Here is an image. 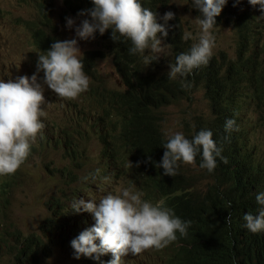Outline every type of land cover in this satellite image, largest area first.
Segmentation results:
<instances>
[{
  "label": "clouds",
  "instance_id": "obj_1",
  "mask_svg": "<svg viewBox=\"0 0 264 264\" xmlns=\"http://www.w3.org/2000/svg\"><path fill=\"white\" fill-rule=\"evenodd\" d=\"M175 1L156 2L157 12L148 8L144 0H91V7L79 12L68 10L63 2L61 14L79 18L80 23L75 24L73 17H66L65 26L72 28L75 24V35L61 40L59 34V39L53 40L46 50L39 51L33 45L37 50L35 71L0 78V176L4 175L0 191L11 180L16 190L0 197V264H30L34 253L42 256L41 264H169L177 261L181 252L193 250L197 240H203L201 233L195 235L194 242H183L188 238L185 234L191 221L176 215L163 200L145 198L134 185L121 186L95 198L108 180L110 167L112 175L117 176L119 165L114 163L107 166L106 175L99 182L101 188H91V197H87V184L80 192L72 191L75 183L68 187V180L56 166L43 167L44 173L52 171L50 178L55 183L42 184L37 172L29 180H21V170L36 151L37 141L43 142L45 148L62 150L66 162L62 168L71 166L68 156L78 149L61 124L68 117L52 119L44 112V85L54 91L47 99L56 98L71 115L87 97L100 100L105 90L121 86L118 67L105 50L109 40L97 34L106 29L114 41L126 38L129 54L144 56L147 67L157 66L148 74L166 80L160 88L164 99L154 100L163 106L160 116L163 114V118L168 109H177L185 117L182 125H194L191 131L184 125V131H176L164 125V120L159 123L157 135L151 132L160 142L152 156L156 176L170 178L181 169L197 180L203 177L206 191L214 179L205 171L214 170L217 161L224 159L228 146H258L264 130L259 127L257 103L248 99L247 93L249 98H256L258 60H264V0H182L199 27L195 38ZM226 25L233 29L223 39L230 41V45L213 50V30ZM169 32L183 37L187 44L184 49H173L167 41ZM26 36L31 41V36ZM77 38H95L104 43L100 49L81 52ZM253 53L262 57L259 59ZM107 60L114 73L112 79L117 78L118 84L111 85L109 79L102 77L99 63ZM194 69L218 70L220 74L213 77L209 86L202 83L188 91ZM199 91L202 95H198ZM74 100L80 102L71 105L69 102ZM230 110L234 113L228 118ZM209 117L218 120L217 127L197 128ZM42 135L48 137L47 142ZM128 159L135 163L132 157ZM191 168L200 174H192ZM98 172L99 169L82 179L94 181ZM233 176L235 180L254 179L238 169ZM28 189H41L48 194L25 212ZM192 197L183 206L189 203L193 211L209 213L202 227L214 225L225 232L228 224L231 227L234 244L242 247V257L231 258L230 264H242L256 255L261 259L259 264H264V191L255 195L260 206L256 212H245L242 217L229 212L225 219L222 217L224 220L213 217L214 205L203 197ZM36 218L40 219L37 229L29 230L30 221ZM5 233L13 234L12 238L5 239ZM24 248L27 251L21 255ZM110 255L112 258L108 259Z\"/></svg>",
  "mask_w": 264,
  "mask_h": 264
},
{
  "label": "trees",
  "instance_id": "obj_2",
  "mask_svg": "<svg viewBox=\"0 0 264 264\" xmlns=\"http://www.w3.org/2000/svg\"><path fill=\"white\" fill-rule=\"evenodd\" d=\"M144 1L148 8L157 12L156 2L170 0ZM63 2L68 10L76 12L91 7V0H87L86 3L83 0H63ZM29 3L32 16L26 21L29 30L27 35L31 36V42L39 51L46 50L53 40L59 39V34L55 35L56 28L52 25L51 19L54 0H30ZM108 30L106 29L103 34L98 32L97 34L109 40L106 42L105 50L113 56V63L118 67L122 84L105 90L100 100L87 97L74 108V113L64 120L66 123H61L78 146V149L68 156L72 161L71 166L56 167L68 180L67 186L70 187L77 182L83 164L84 166L88 164L85 155L97 150L99 156L96 164L99 167H94V172L97 169L99 172L94 181L86 183L89 186L101 188L99 182L106 175L107 166L114 163L122 168L128 185H134L135 188L142 190L145 198L163 200L164 205L173 208L175 214L182 219L187 215L182 207L184 201L195 195L203 197L208 204L214 205L213 217L217 219L224 220L229 212L231 215L236 214L241 217L245 212H256L260 206L255 200V195L258 191H264V136L257 147H250L246 143L228 146L222 156L224 159L217 161L214 170L205 171L211 180L214 179V183L209 185L206 191H203L205 189L202 185L203 179L197 180L195 176H189L181 169L170 178L156 176V169L152 167V156L156 154L154 149L160 147V142L153 134H158L159 123L164 119L163 114L160 116L163 106L154 100L164 99L160 88L161 84L166 85V80L155 79L148 74V70L157 66L147 67L144 56L129 54L130 45L126 42V38L120 37L118 41H114L110 38V34H107ZM182 39L181 35L173 36V33L169 32L167 41L175 51H180L187 45ZM254 55L259 59L262 57L259 53ZM258 63L259 76L254 93L256 98L248 99L256 101L259 127L264 130V60H258ZM219 74L218 70L194 69L190 73L188 91L202 83L209 86L213 77ZM202 79H206V82ZM167 105L170 106L172 103ZM99 110L101 112H97ZM121 114L123 118L119 119ZM126 124L127 126L120 131L119 129ZM98 125L101 127L100 130ZM183 125L188 128L187 131H191L194 126L189 122ZM217 126L218 120L209 117L204 123L198 124L197 128ZM93 141L95 145H91ZM128 157L135 159V163ZM56 163V160H53L52 164ZM235 169L248 172L254 179L235 180L233 176ZM84 173L92 172L84 171ZM205 173H203L204 177H206ZM72 191L80 192L79 189ZM171 192L172 197H170ZM202 231L203 240H197L193 250L181 252V257L169 264H230V259L239 255L240 246L234 244L229 224L226 232L214 225L202 227ZM189 239L193 240L188 236L183 242ZM260 260L256 255L242 264H259Z\"/></svg>",
  "mask_w": 264,
  "mask_h": 264
},
{
  "label": "rangeland",
  "instance_id": "obj_3",
  "mask_svg": "<svg viewBox=\"0 0 264 264\" xmlns=\"http://www.w3.org/2000/svg\"><path fill=\"white\" fill-rule=\"evenodd\" d=\"M53 12L51 14L52 25L56 28L55 34H61V40L66 38H72L75 35L74 26L79 24L77 21L79 18L73 15L63 16L61 14L63 0H54ZM29 1L27 0H0V67H4L6 72H10L14 75L17 74H27L35 71L36 61L35 56L37 50L33 46L32 42L26 36L28 33V28L26 26V21L31 19V8L29 7ZM175 5L178 8L180 15L187 22V28L190 33H192L193 38H195L196 33L199 31V27L196 23L195 16L190 11L186 9V6L183 4L182 0H176ZM240 10V7L237 8V11ZM3 15V16H2ZM66 17L74 18V26L72 28H67L65 26ZM232 28L229 26H224L220 30H213L214 34V47H221L226 49L230 45V41L223 40L232 32ZM78 39V46L81 49V52L84 50H95L100 49L103 46L102 41H97L95 38H90L87 40ZM222 39V40H221ZM110 62L103 61L99 63V69L101 70L102 77L107 78L111 81L112 84H118L119 81L117 78L112 79L114 76L113 70L109 64ZM151 63V62H150ZM0 78L3 76L0 73ZM46 85H44L43 95L45 98L44 103V112L49 115L52 119L58 118L63 120V118L71 116V112L66 108L58 104L56 98L47 99L48 96L53 93ZM198 95H202L201 92H198ZM72 103L71 101L69 102ZM163 119L167 127L174 129L176 131H184L182 125V120L185 117L177 109H168L165 111ZM99 152L97 150L91 151L85 155V160L88 163L79 171L78 181L71 186L73 189H79L80 191L86 186V182H90L91 179L85 181L82 179L83 176L89 174L86 172H94V167H99L98 163ZM57 160V163L51 164L53 160ZM65 158L63 156L61 149H51L45 148L44 143L37 141L36 151L34 152L31 159L26 163L22 168L21 180H29L31 176L37 172V175L41 176L42 184L44 182L55 183V179L50 178V173H44L43 167L46 165H51L52 169H55V166L62 167ZM192 174H200L195 171V169H189ZM117 176H111L108 180L105 181L102 190H98L95 194V198H99L107 192L115 191L121 186L127 187L128 184L125 182V177L123 172L120 170L119 166L116 168ZM44 173V174H43ZM99 177V176H98ZM203 179V177H202ZM2 177H0V181ZM204 185V184H202ZM90 191H88L89 193ZM48 191L41 189H28L24 210L25 212L33 206L40 198L46 196ZM40 219H32L29 223V230H36Z\"/></svg>",
  "mask_w": 264,
  "mask_h": 264
},
{
  "label": "bare ground",
  "instance_id": "obj_4",
  "mask_svg": "<svg viewBox=\"0 0 264 264\" xmlns=\"http://www.w3.org/2000/svg\"><path fill=\"white\" fill-rule=\"evenodd\" d=\"M252 55H254V53ZM0 73L3 76L4 79L15 78L16 77V75H14V74H12L10 72H6L5 68L2 67V66L0 67ZM247 98H249V95L247 96ZM71 102H72L71 105H75V104H78L80 101L79 100H74V101H71ZM233 113H234V110H230L229 111V114H228V118H231L233 116ZM98 127H99V130H100L101 127L99 125H98ZM42 138H44L46 140V142L48 141V137L42 135ZM112 171H113V169H112V167H110L108 179L111 178ZM51 172L52 171H50V173ZM157 173L158 172H156V174ZM3 176H0V177H3ZM0 183H1V181H0ZM13 183H14V180H11L6 185V187L0 191V197H3L6 193L9 194V195H11V194H13V192L16 191L15 188H14ZM103 186H104V184H103ZM91 188H92V186H90V188H89V191L90 192L87 194V197L88 196L91 197ZM87 197L85 199H87ZM188 202H189V200H188ZM182 207H183V209L187 213V215L184 217V219H188V220L191 221V224L189 225V227L187 229V232L185 234V235L193 238V240L192 239H189V242L191 243V242H194L196 240L195 239L196 238V236H195L196 234L199 235V234L203 233L202 226L205 223L204 222L205 221V218L208 220V217L207 216L209 215V213H207V212H195V211H193V208L190 209L189 203H186V205H184ZM93 223L94 222L91 221V224H93ZM12 236H13V234H9V233H5L4 234L5 239L12 238ZM241 250H242V247H240V253H239V258L240 259L242 257L241 256ZM26 251H27L26 248H24L22 250V252H21V255L23 253H25ZM110 258H112L111 255L108 257V259H110ZM23 262L24 261H21L20 264H23ZM41 262H42V256L40 255V253H37V254L34 253V256H33L32 261H31L30 264H41ZM14 264H15V262H14Z\"/></svg>",
  "mask_w": 264,
  "mask_h": 264
}]
</instances>
